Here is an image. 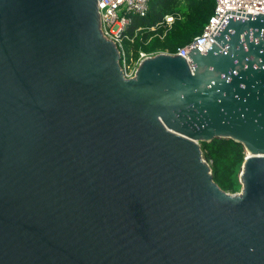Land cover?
Returning a JSON list of instances; mask_svg holds the SVG:
<instances>
[{
  "label": "water",
  "instance_id": "95a60500",
  "mask_svg": "<svg viewBox=\"0 0 264 264\" xmlns=\"http://www.w3.org/2000/svg\"><path fill=\"white\" fill-rule=\"evenodd\" d=\"M101 2L0 0V264H264V13L127 78Z\"/></svg>",
  "mask_w": 264,
  "mask_h": 264
},
{
  "label": "trees",
  "instance_id": "16d2710c",
  "mask_svg": "<svg viewBox=\"0 0 264 264\" xmlns=\"http://www.w3.org/2000/svg\"><path fill=\"white\" fill-rule=\"evenodd\" d=\"M214 6V0H149L145 15H130L126 33L132 40L123 42L127 57L137 58L140 51L175 52L202 31ZM166 14L176 16L170 27L161 25ZM201 149L218 186L225 191L238 192L241 188L239 174L246 155L243 145L230 138H219L201 142Z\"/></svg>",
  "mask_w": 264,
  "mask_h": 264
},
{
  "label": "built area",
  "instance_id": "2783aa9c",
  "mask_svg": "<svg viewBox=\"0 0 264 264\" xmlns=\"http://www.w3.org/2000/svg\"><path fill=\"white\" fill-rule=\"evenodd\" d=\"M215 6L213 13L204 25L202 31L193 37V39L182 47H179L175 52L167 50L158 51L169 54H177L188 59L187 53L194 47L203 52L210 47L214 42L211 36H214L216 31L222 25L226 15L230 12H239L243 14L264 13V0H214ZM149 0H102L98 7L100 14V23L102 33L106 38L112 40L120 53V67L125 77H132L140 62L155 53L139 52L137 58H128L124 48V40H132L126 33L127 27L130 24V15L136 14L143 16L148 11ZM175 15H164L162 26L170 27L174 22ZM151 29H154L153 27Z\"/></svg>",
  "mask_w": 264,
  "mask_h": 264
}]
</instances>
